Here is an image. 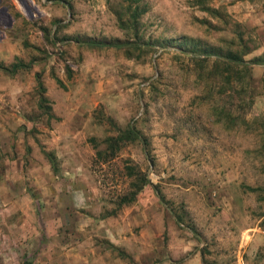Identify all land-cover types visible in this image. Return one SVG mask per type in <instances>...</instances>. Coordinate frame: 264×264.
<instances>
[{"label":"rangeland","instance_id":"374dc122","mask_svg":"<svg viewBox=\"0 0 264 264\" xmlns=\"http://www.w3.org/2000/svg\"><path fill=\"white\" fill-rule=\"evenodd\" d=\"M115 41L129 57L88 44ZM201 50L264 60V0H0V209L33 207L34 264H264V66L247 81ZM66 108L85 160L70 178L32 125ZM126 166L150 185L117 206Z\"/></svg>","mask_w":264,"mask_h":264},{"label":"crops","instance_id":"0c3cea01","mask_svg":"<svg viewBox=\"0 0 264 264\" xmlns=\"http://www.w3.org/2000/svg\"><path fill=\"white\" fill-rule=\"evenodd\" d=\"M21 92L25 95L26 91L22 88ZM52 114L55 117L60 118L58 123L55 124L53 120H50V126L36 122L32 123V125L41 132H47V134L50 133L49 138H51V140L49 142L47 136L46 141L50 148L54 150L53 154L56 160L60 163V168L63 170L62 174H66L67 178H70V174L73 171L71 167L76 164H81V161L85 162L82 158H78L76 154V141L79 140L76 137L79 136V134L77 130L72 127L71 121L68 118L72 115L69 108L61 109L57 112L53 109ZM22 115H24V113H22ZM21 126L26 127L24 124ZM12 144V142H9V146L2 150V158L7 159V157L12 154ZM36 161L32 166L37 165ZM39 162L44 164L41 160H39ZM29 163L32 162L29 161ZM9 185L10 187L6 188L7 191L5 192L7 196L14 197L19 195L24 201H27L29 195L24 188L15 187L11 182H9ZM3 211L6 212V217L5 219L0 220L1 264H22L23 260H27L30 264H34L35 261L40 259V221L34 213L33 207L26 202L23 205L11 203L4 209H0V214ZM110 221L111 220L103 221L104 227L108 229L109 232H113L111 226V229L108 227L111 223Z\"/></svg>","mask_w":264,"mask_h":264},{"label":"trees","instance_id":"16d2710c","mask_svg":"<svg viewBox=\"0 0 264 264\" xmlns=\"http://www.w3.org/2000/svg\"><path fill=\"white\" fill-rule=\"evenodd\" d=\"M132 3L135 4V2H138V0H128ZM198 4H200V9L206 13H208L209 15H216V11L213 9H210L209 7L204 5L203 1H198ZM138 5H135L133 7V9H131V20L132 22L135 23L136 19L143 13V10L139 11L137 9ZM127 11L130 12V6L127 7ZM117 22L118 25L121 27L122 23H121V18L120 16H117ZM90 46L92 47H96V48H109V47H114V48H124L125 49V53L126 55L129 57L130 55V51H129V43L128 41H124V42H119V41H115V42H108V43H99V42H89L88 43ZM195 57H202V58H197L200 59L201 61H205L208 60L209 58H212L213 62L217 63H222V65L225 66V68H223L224 70H230L232 67H240L241 71L243 70V72L241 74L237 73L238 76L240 77V79L246 78L247 81H249L250 79V67L252 65H262L264 66V60L260 59V58H253L248 62H244L241 58V56L235 54V53H229L226 52L224 54H221L217 51H212V52H208L206 50H201L198 52V54L196 56H194L193 58L196 59ZM21 62V61H20ZM24 68L26 67V65H24L23 63L21 64H14L11 66V70H17L18 68ZM35 77V82H36V87L39 90V92L42 94L44 92V89L42 87V84L39 80V77L37 74L34 75ZM56 83L61 86L60 81L56 80ZM40 100L41 101H45L44 97H42L40 95ZM126 139H138V133L137 131L129 128L126 132V136L123 137ZM121 139V137L119 138ZM109 140V139H108ZM111 140V139H110ZM93 142V140H92ZM95 148V144L93 146ZM114 154L112 147H110V154L103 156L100 152H95V156L96 159L101 160L102 162H106L105 159L106 157H112ZM50 156V155H47ZM51 169L53 172H55V169L53 168V165L51 166ZM126 170V176L128 178L131 179L130 183H129V191L118 197V202H117V206H123V205H127L131 202L134 201V199L136 198V195L140 192V190L147 185H150L148 179H146L145 175L142 174L138 169H136L135 167L132 166H126L125 167ZM261 227L264 229V220L261 223Z\"/></svg>","mask_w":264,"mask_h":264}]
</instances>
